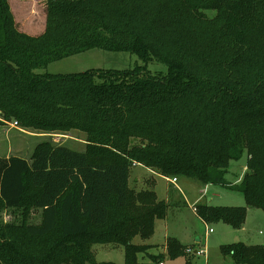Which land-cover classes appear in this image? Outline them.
Returning a JSON list of instances; mask_svg holds the SVG:
<instances>
[{
	"label": "trees",
	"instance_id": "obj_1",
	"mask_svg": "<svg viewBox=\"0 0 264 264\" xmlns=\"http://www.w3.org/2000/svg\"><path fill=\"white\" fill-rule=\"evenodd\" d=\"M90 48L143 64L34 71ZM150 61L165 73L150 72ZM10 121L36 133L81 132L84 148L44 139L29 158L0 156V213L21 209L20 222L0 215V264L110 263L95 260L94 243L122 245V264H141L152 245L132 240L151 237L168 201L129 186L137 164L241 192L244 205L193 209L205 225L239 229L248 207L264 212V0H46L36 35L0 0V125ZM244 152L245 170L230 185L224 175ZM165 247L170 258L186 254L174 237ZM220 250L234 263L264 264V244Z\"/></svg>",
	"mask_w": 264,
	"mask_h": 264
},
{
	"label": "rangeland",
	"instance_id": "obj_2",
	"mask_svg": "<svg viewBox=\"0 0 264 264\" xmlns=\"http://www.w3.org/2000/svg\"><path fill=\"white\" fill-rule=\"evenodd\" d=\"M8 1L9 3H13L18 19L26 21L27 25L38 28L42 20L44 21L46 0ZM17 25L21 29L19 22ZM139 64H143L142 61L135 54L127 51L90 48L86 51L52 61L47 66L37 68L34 71L36 73H73L96 68L125 69ZM147 69L150 72L162 71L165 73L166 66L158 61H150L147 63ZM83 138L84 135L77 131H71L66 134L31 132L19 127L18 123L15 124V121H10L8 124L0 125V156L13 154L29 158L34 146L44 139L66 144L75 150H82L84 148ZM246 159L247 154L244 152L239 159L230 161L228 170L224 175L226 183H230V185L238 184L240 179H236L241 177L244 172ZM171 178L158 176L156 173L150 171V169L137 164L130 167L128 184L134 190L152 188L155 193L157 191V199H159L158 197L161 195V192H165L166 185H169L171 190H174L176 193L186 191L188 195L194 196L198 192L200 193V187L206 185L190 178V180L201 186L186 184L184 188L179 183V180L177 184H179L180 188H178L173 184ZM210 192L213 195L209 203L212 205L239 206L245 204L241 192L230 189L225 185L210 184ZM206 195L204 193L199 202H205ZM191 201L185 202L183 196L168 200V209L165 216L156 219L154 222L153 235L146 240L135 236L132 241L134 243L153 241L155 245H152L147 250L148 255H150L151 253L149 252L158 253L161 251V246L167 236L174 238L177 236L176 239L182 245H186L187 248L184 249L186 254L170 258L167 256V252H165V255L163 253L164 264H241L234 263L230 256L223 255L220 246L238 241L243 242L242 240L247 244H264V212L261 209L248 207L244 224L239 229H234L223 222L205 225L192 209L199 202ZM0 215L4 222L21 221V209H4ZM38 215V210L31 209L28 221L37 222L39 220ZM208 227H211L213 231L209 232ZM195 239L198 240L197 247L192 245ZM104 246H107L108 249H104ZM194 250L199 252L194 253ZM92 251L97 262L99 260V262H107L103 260L113 261L107 264H118L121 262L123 256V247L118 244L94 243L92 244ZM142 258H146L145 255ZM143 263L157 264V262Z\"/></svg>",
	"mask_w": 264,
	"mask_h": 264
},
{
	"label": "crops",
	"instance_id": "obj_3",
	"mask_svg": "<svg viewBox=\"0 0 264 264\" xmlns=\"http://www.w3.org/2000/svg\"><path fill=\"white\" fill-rule=\"evenodd\" d=\"M10 6H11V9H12V12H13V14H14V17H15V20H16V22L18 23H20V26H21V30L22 31H24V32H26V33H28V34H31V35H36V34H39V33H41L42 31H43V29H44V26H45V18H44V21L42 20V22L40 23L41 25L38 27V28H36V27H32V26H30V25H27L26 24V21H22V19L20 20V19H18V16H17V12H16V10L14 9V7H13V3L11 2L10 3ZM5 156H8V155H5ZM158 176H161V177H163L164 178V176H162V175H158ZM241 177H238L236 180H238V179H240ZM137 180H138V178H136ZM180 180V181H179ZM177 181H179V183L185 188V186H186V184H192L193 186H198V187H200L201 185H198V184H196L195 182H193L192 180H190L189 178H176V181L175 182H173V184H175L178 188H180L179 187V184H177ZM209 186H210V184H206V185H204V186H202V187H200L199 189V191H200V193L198 192L195 196L194 195H188L187 194V192L185 191H182L181 193H176V192H174V190H171V188L169 187V185H166V187H165V192H161V195H159V199H164V200H166V201H168V200H170L171 198H174V197H176V198H179L180 196H183L184 197V200H185V202H189V200L191 201H193V202H199L200 200H201V197H203L204 196V193H205V195H206V193H208L205 197V202H207V203H209V201L212 199V195L213 194H211V192L209 193ZM204 192V193H203ZM156 193H157V191H156ZM191 201V202H192ZM203 202V201H202ZM153 235V234H152ZM151 235V236H152ZM168 237V236H167ZM167 237L165 238V241L163 242V244H162V246H161V251L160 252H158V253H153V252H149V253H151V254H154V255H156V254H161L162 256L159 258V260H157V261H154V262H157V264H158V262L159 261H162L163 262V264H164V257H163V253H164V255H165V252H166V247H165V244H166V239H167ZM176 238H177V236H176ZM243 241V243H245V244H247L244 240H242ZM197 242H198V240L197 239H195V242H194V244H192V245H194V247H197ZM146 243H148V244H151V245H155L154 243H153V241L151 242V241H149V242H146ZM257 244V243H256ZM187 245H190V244H187ZM105 248H107V246H104V249ZM108 249V248H107ZM145 255V257L146 258H142V256L143 255H140L139 256V261H140V263L141 264H144L143 262H147V263H153V261L150 259V257H149V255L148 254H144ZM100 261V260H99ZM98 261V262H99ZM103 261H107V262H113V261H110V260H103ZM123 263V256H122V260H121V262L120 263H118V264H122Z\"/></svg>",
	"mask_w": 264,
	"mask_h": 264
},
{
	"label": "built area",
	"instance_id": "obj_4",
	"mask_svg": "<svg viewBox=\"0 0 264 264\" xmlns=\"http://www.w3.org/2000/svg\"><path fill=\"white\" fill-rule=\"evenodd\" d=\"M16 123H17V122L15 121V124H16ZM171 180L174 182V181H176V178H175V177H172ZM192 209H194V207H193ZM208 231H209V232H212L213 229H212L211 227H208ZM188 251H189V249H188ZM198 252H199V251L196 250L194 253H198ZM158 264H163V262H162V261H159Z\"/></svg>",
	"mask_w": 264,
	"mask_h": 264
},
{
	"label": "water",
	"instance_id": "obj_5",
	"mask_svg": "<svg viewBox=\"0 0 264 264\" xmlns=\"http://www.w3.org/2000/svg\"><path fill=\"white\" fill-rule=\"evenodd\" d=\"M196 250H194V252H195Z\"/></svg>",
	"mask_w": 264,
	"mask_h": 264
}]
</instances>
